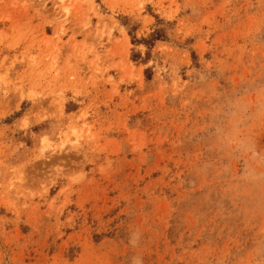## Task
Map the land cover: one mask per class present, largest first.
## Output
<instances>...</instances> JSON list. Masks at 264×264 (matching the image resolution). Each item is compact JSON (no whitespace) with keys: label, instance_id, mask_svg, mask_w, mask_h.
<instances>
[{"label":"rangeland","instance_id":"obj_1","mask_svg":"<svg viewBox=\"0 0 264 264\" xmlns=\"http://www.w3.org/2000/svg\"><path fill=\"white\" fill-rule=\"evenodd\" d=\"M0 264H264V0H0Z\"/></svg>","mask_w":264,"mask_h":264},{"label":"trees","instance_id":"obj_2","mask_svg":"<svg viewBox=\"0 0 264 264\" xmlns=\"http://www.w3.org/2000/svg\"><path fill=\"white\" fill-rule=\"evenodd\" d=\"M159 35L156 33L155 35L152 36V38L150 40H142V43L146 44V45H150V41H154V40H158Z\"/></svg>","mask_w":264,"mask_h":264}]
</instances>
